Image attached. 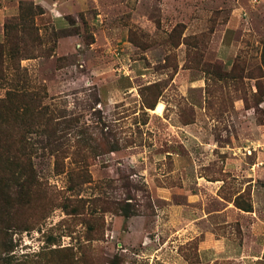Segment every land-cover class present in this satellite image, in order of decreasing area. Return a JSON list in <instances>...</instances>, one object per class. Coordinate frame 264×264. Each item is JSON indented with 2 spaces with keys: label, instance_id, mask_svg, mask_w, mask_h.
<instances>
[{
  "label": "rangeland",
  "instance_id": "obj_1",
  "mask_svg": "<svg viewBox=\"0 0 264 264\" xmlns=\"http://www.w3.org/2000/svg\"><path fill=\"white\" fill-rule=\"evenodd\" d=\"M0 60V264H264V0H0Z\"/></svg>",
  "mask_w": 264,
  "mask_h": 264
},
{
  "label": "bare ground",
  "instance_id": "obj_2",
  "mask_svg": "<svg viewBox=\"0 0 264 264\" xmlns=\"http://www.w3.org/2000/svg\"><path fill=\"white\" fill-rule=\"evenodd\" d=\"M161 108V105H158V109H160Z\"/></svg>",
  "mask_w": 264,
  "mask_h": 264
},
{
  "label": "trees",
  "instance_id": "obj_3",
  "mask_svg": "<svg viewBox=\"0 0 264 264\" xmlns=\"http://www.w3.org/2000/svg\"><path fill=\"white\" fill-rule=\"evenodd\" d=\"M0 62H1V60H0Z\"/></svg>",
  "mask_w": 264,
  "mask_h": 264
}]
</instances>
